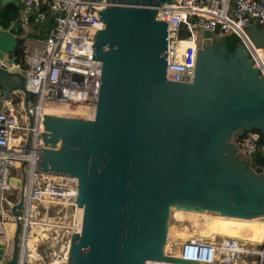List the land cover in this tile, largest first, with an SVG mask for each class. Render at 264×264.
<instances>
[{
  "label": "water",
  "instance_id": "water-1",
  "mask_svg": "<svg viewBox=\"0 0 264 264\" xmlns=\"http://www.w3.org/2000/svg\"><path fill=\"white\" fill-rule=\"evenodd\" d=\"M171 2L107 0L93 50L102 62L95 118L43 116L37 169L79 179L82 226L68 264L199 263L165 251L172 207L264 216V168L237 144L249 130L264 131V75L241 43L229 49L236 31H204L194 79H169L168 21L157 14ZM9 3L22 6L0 1ZM28 14L22 7L9 27L0 23V109L17 92L26 109L34 104L15 54L36 34ZM21 186L16 219L6 223L13 248L6 260L0 242V264H17L24 178Z\"/></svg>",
  "mask_w": 264,
  "mask_h": 264
},
{
  "label": "built area",
  "instance_id": "built-area-1",
  "mask_svg": "<svg viewBox=\"0 0 264 264\" xmlns=\"http://www.w3.org/2000/svg\"><path fill=\"white\" fill-rule=\"evenodd\" d=\"M20 1L29 13L28 24L36 11L35 21L43 36L35 41L29 36L22 39L15 51L21 58L19 65L26 70L28 88L35 93L33 106L26 109L24 94L17 92L22 110L14 108L13 101L0 109V224L15 221L12 209L20 200L24 178L17 264H68L72 234L80 233L82 226L83 207L77 202L79 179L37 169L40 148L46 147L42 120L47 107L59 106L69 111L88 109L90 119L95 118L102 62L93 58V50L95 35L102 27L99 13L107 0ZM157 18L168 21L169 79H194L204 31H236L239 43L264 75V45L257 43L251 32L253 26L264 25V0H173L158 7ZM237 144L243 154L258 157V165L264 168L263 130L247 131L237 138ZM12 177L16 178L14 185ZM260 243L263 262L264 239ZM252 245L236 238L215 241L191 237L182 243L180 256L215 264L221 257L229 261L252 252Z\"/></svg>",
  "mask_w": 264,
  "mask_h": 264
},
{
  "label": "rangeland",
  "instance_id": "rangeland-1",
  "mask_svg": "<svg viewBox=\"0 0 264 264\" xmlns=\"http://www.w3.org/2000/svg\"><path fill=\"white\" fill-rule=\"evenodd\" d=\"M255 35H257V34L255 33ZM19 96L20 95L15 96V98L13 99L12 103H13L14 108H16L17 110L21 111L22 107H21V100H20ZM59 115H61V114H59ZM69 115H72V114H69ZM76 117H79V115L76 116ZM80 118H84V117H80ZM209 212H210L209 218H207L206 220H203L202 221V225H201V232H202V237L203 238L212 239L211 238L212 236H211V233H210L211 230H212V232L216 233V235H217L216 236V238H217L216 240L217 241H223L224 239L236 238V239H239L241 241H245L247 243L253 244L250 247V249H249L252 252H244L240 256L235 257V259H230L229 260V261H231L230 264H264V261L262 262V259H261L262 255H260V253H259V250L261 248L258 245L264 239V218L258 217V218L253 219L252 221H249V220H238V219H235V218L221 217V216L218 215L219 213H214V212H211V211H209ZM215 215H218V216L216 217ZM214 217H215V219H214ZM175 219H174L173 216H171L169 223L173 224L175 222L174 221ZM246 221H248V222H246ZM178 225H182V224L178 223ZM0 226H1V224H0ZM208 234H210V235H208ZM175 241H177V240L172 238L171 247H170V249L167 248V253L170 254L173 251H176L179 247H181L180 244L178 245L179 240H178V242H175ZM7 247H9V248H8V254L7 255L5 254L6 255V260L10 258V252H11V249H12V246H11L10 242L7 245ZM179 250H180V248H179ZM229 261H227V262H229ZM227 262H224L222 260V257H221L219 259V261H217L215 264H220V263L221 264H229ZM161 263H164V264L167 263L168 264V262H166V263L165 262H161ZM169 264H174V263H169ZM191 264H202V263H191Z\"/></svg>",
  "mask_w": 264,
  "mask_h": 264
},
{
  "label": "bare ground",
  "instance_id": "bare-ground-1",
  "mask_svg": "<svg viewBox=\"0 0 264 264\" xmlns=\"http://www.w3.org/2000/svg\"><path fill=\"white\" fill-rule=\"evenodd\" d=\"M45 111L47 113H54V114H61V115H66L67 113H73L72 116H74V117H76L78 115H79V117H84V118H91L92 117V116H89L88 109H84V108H81V107H78V108H75V109H71V111H69L67 108H65L63 106H59V107H55V108L47 107ZM209 211L210 210L201 211V210H196V209L192 210V209L172 207L171 216H173L174 219L175 218L176 219L174 220L175 222L173 224L169 223V225H168V237H167V241H166V245H165V251L167 252V248L170 249L172 238L177 240L175 242H178V240H179L178 245L179 244L182 245V243L185 240H187V239H189L191 237H195V238H199V239H205V238L202 237L201 225H202V221L203 220H206L207 218H209V216H210V212ZM218 215L221 216V217H225V218H235V219H238V220H249V221H252L253 219L258 218V217L264 218V216H255V217H251V218H245V217H240V216L222 215L220 213ZM218 215H215V216L217 217ZM15 219H16V216H15ZM214 219H215V217H214ZM246 222H248V221H246ZM178 223H180L182 225H178ZM5 224H4V226H2V225L0 226V242H3L5 244L6 243L9 244V242H10V244H11V246L13 248V240L10 239L11 231L8 229L7 224L6 225ZM210 233H211V236H212L211 238L216 241V239H217L216 238V236H217L216 233H213L212 230H211ZM208 235H210V234H208ZM208 240H210V239H208ZM242 242H245V241H242ZM179 248L181 249V247H179ZM179 248L177 250L175 249L176 251H173L172 254L175 255V256L180 257ZM11 251H12V249H11ZM5 253H8V249H5ZM10 254H11V252H10ZM55 260H57V259H55ZM223 261L227 262L225 260H223ZM161 262H163V261L148 260L147 264H164V263H161ZM58 263H60L59 259H58ZM227 263L230 264L231 261H229ZM168 264H169V262H168ZM179 264H191V263L180 262Z\"/></svg>",
  "mask_w": 264,
  "mask_h": 264
},
{
  "label": "trees",
  "instance_id": "trees-1",
  "mask_svg": "<svg viewBox=\"0 0 264 264\" xmlns=\"http://www.w3.org/2000/svg\"><path fill=\"white\" fill-rule=\"evenodd\" d=\"M21 6L17 5L16 3H9L4 6H0V23L5 26L9 27L12 22L20 16ZM35 13L30 16V23L31 25L37 26V22L35 21ZM227 44L230 50H234L239 44V37L232 33L227 36ZM260 131V130H259ZM255 161L260 163V159L258 157L254 158Z\"/></svg>",
  "mask_w": 264,
  "mask_h": 264
},
{
  "label": "crops",
  "instance_id": "crops-1",
  "mask_svg": "<svg viewBox=\"0 0 264 264\" xmlns=\"http://www.w3.org/2000/svg\"><path fill=\"white\" fill-rule=\"evenodd\" d=\"M0 6H3V5L0 4ZM22 7H23V4H22L21 8ZM40 27L41 26L39 24H37V26L32 25V27H31V29H35L36 30V34H31V33L29 34V37H31L34 41L36 39H38L39 37H42L43 36V34H42L41 30H40L41 29ZM257 29L259 30V31L257 30V33H256L257 35H255L253 33V36L254 37H257L261 41H264V25L263 26H259Z\"/></svg>",
  "mask_w": 264,
  "mask_h": 264
},
{
  "label": "flooded vegetation",
  "instance_id": "flooded-vegetation-1",
  "mask_svg": "<svg viewBox=\"0 0 264 264\" xmlns=\"http://www.w3.org/2000/svg\"><path fill=\"white\" fill-rule=\"evenodd\" d=\"M259 26H260V25H255V26H253V28H252V29H253V30H252V34H253V33H254V34L257 33V30H258L257 28H258ZM262 26H263V25H262ZM253 37H254V36H253ZM254 38L256 39V37H254Z\"/></svg>",
  "mask_w": 264,
  "mask_h": 264
}]
</instances>
